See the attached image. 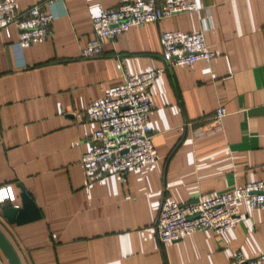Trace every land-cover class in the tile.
<instances>
[{"label":"crops","instance_id":"0c3cea01","mask_svg":"<svg viewBox=\"0 0 264 264\" xmlns=\"http://www.w3.org/2000/svg\"><path fill=\"white\" fill-rule=\"evenodd\" d=\"M53 15L48 38L20 47L0 30V186L20 187L39 218L0 231L21 264H231L264 254V210L239 203L235 226L164 243L155 224L166 202L187 204L264 179V0H196L173 15L102 40L85 58L98 8L129 0H9ZM205 30L211 61L166 67L152 87L155 165L90 175L79 160L97 124L91 102L124 73L165 66L161 34ZM226 115L215 120V111ZM7 202V201H6ZM4 203V202H2ZM0 203V205L2 204ZM0 264H9L0 250Z\"/></svg>","mask_w":264,"mask_h":264},{"label":"built area","instance_id":"2783aa9c","mask_svg":"<svg viewBox=\"0 0 264 264\" xmlns=\"http://www.w3.org/2000/svg\"><path fill=\"white\" fill-rule=\"evenodd\" d=\"M199 10L196 0H129L115 8L99 7L92 16V35L81 48V56H99L103 39L113 40L132 28ZM52 22L53 15L43 12L37 4L19 12L15 2L0 0V30L8 31L9 25H13L20 47L45 41ZM161 43L165 66L149 67L139 73L125 72L122 84L89 104L86 118L95 122L97 128L91 137L93 146L83 152L79 160L87 174L113 170L124 182L129 172L154 166L156 158L150 123L154 108L153 85L166 67H193L197 61H211L216 56L207 45L205 30L192 33L165 31L161 34ZM225 115L226 110L221 106L215 111V120L219 121ZM14 199L11 185L0 186V203H12ZM242 200L247 201L251 210H264V179L201 196L197 202H166L160 210L155 230L164 243L204 230L222 234L235 226ZM231 264H264V254L247 258L237 252Z\"/></svg>","mask_w":264,"mask_h":264},{"label":"water","instance_id":"95a60500","mask_svg":"<svg viewBox=\"0 0 264 264\" xmlns=\"http://www.w3.org/2000/svg\"><path fill=\"white\" fill-rule=\"evenodd\" d=\"M20 205L14 206L10 202H4L0 205L3 218L10 224L19 225L26 221H31L39 218L38 210L28 196V194L20 187ZM197 200L193 202H197ZM0 250L6 257L9 264H21L14 249L7 241L3 233L0 231Z\"/></svg>","mask_w":264,"mask_h":264}]
</instances>
